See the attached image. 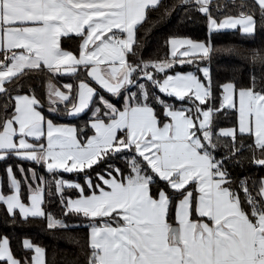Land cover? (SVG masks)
Instances as JSON below:
<instances>
[{"label": "snow or ice", "instance_id": "6c2138e0", "mask_svg": "<svg viewBox=\"0 0 264 264\" xmlns=\"http://www.w3.org/2000/svg\"><path fill=\"white\" fill-rule=\"evenodd\" d=\"M160 4L0 0V161L21 162L0 176V205L13 224L87 227L83 264H264V176L229 170L242 157L264 169V71L214 88L209 67H201L215 51L211 36L169 37L164 56L144 60L137 32ZM171 7L199 12L210 34L264 28V0ZM72 34L81 40L75 52L61 46ZM250 55L264 66V49ZM186 65L194 71H176ZM34 71L49 75L48 111L90 113L84 126L54 122L34 92L23 94L19 82ZM57 75L78 83L58 87ZM229 111L232 125L220 127ZM72 173L83 183L64 178ZM71 217L87 224L73 226ZM20 248L0 233V264H46L45 248L27 238Z\"/></svg>", "mask_w": 264, "mask_h": 264}, {"label": "trees", "instance_id": "16d2710c", "mask_svg": "<svg viewBox=\"0 0 264 264\" xmlns=\"http://www.w3.org/2000/svg\"><path fill=\"white\" fill-rule=\"evenodd\" d=\"M237 4L241 0H235ZM215 3L223 6L227 0H215ZM178 4V0H161L160 7L149 13L147 21L139 28L137 32V40L140 47L135 49L139 56L144 60L152 61L159 59L168 52L165 42L172 36L190 37L194 40L206 41L211 36V42L214 46V53L209 61L201 65H208L213 87L221 85L225 82L236 80L238 82H247L251 71H255L257 76L264 71V66L258 62H254L251 53L264 49V28H258L254 35H245L240 30H222L217 33H209L207 21L199 12L190 11L187 8L176 7L172 5ZM236 9L229 7V12H235ZM80 45V38L70 35L61 38V46L65 49L76 51ZM130 60L136 57L129 56ZM192 70V65H186L183 69ZM83 77V73L80 74ZM49 75L45 71L30 72L28 77L22 79L19 83L23 85L22 92L35 95L44 104L43 112L45 116L54 119L56 122L73 123L78 127L85 125L89 119L90 113L82 117L71 118L65 117L63 112L54 116L47 108L46 86ZM53 83L58 87L64 84L78 83V79L73 76H55L52 78ZM95 86V85H94ZM159 94V93H158ZM108 95V94H106ZM4 97L0 96V104L4 103ZM119 106L117 98H112ZM171 102H175L174 100ZM233 115L229 111L226 115L219 117L220 127H229L233 122ZM90 131L89 129H85ZM221 154L224 149L220 150ZM248 153H245V157ZM15 166L20 161L15 159L4 162L0 161V176L3 175L4 169L8 164ZM117 166H122V162L116 161ZM25 168H35L37 172H44V169L28 162H23ZM99 171V169H96ZM229 170L237 178L244 176L249 179L264 176V169L256 167L249 163L245 158H241L239 164H230ZM47 175V173H45ZM65 179L79 181L83 183V174H63ZM52 210L59 214L58 206L53 205ZM69 223L73 226L76 224H87L86 221L77 217H71ZM89 229L87 227L74 228L73 231L49 230L43 219H31L27 223L13 224L8 219V214L4 210V206L0 205V233L10 235L14 249L18 252L22 251L20 243L27 238L35 244L45 248L46 264H68L69 260H77L83 264L85 255L87 254V239ZM30 255L32 253H25Z\"/></svg>", "mask_w": 264, "mask_h": 264}, {"label": "crops", "instance_id": "0c3cea01", "mask_svg": "<svg viewBox=\"0 0 264 264\" xmlns=\"http://www.w3.org/2000/svg\"><path fill=\"white\" fill-rule=\"evenodd\" d=\"M239 30V29H238ZM241 31V30H240ZM242 32V31H241ZM72 35H74V34H72ZM184 37H186V36H184ZM187 38H190V37H187ZM192 39V38H191ZM194 40V39H193ZM196 41H202V40H196ZM80 43H81V40H80ZM65 49V48H64ZM66 50H69V49H66ZM209 67V66H208ZM178 71H183V72H190V71H192V70H178ZM68 84V83H67ZM133 90H135V89H133ZM23 94H26V93H23ZM113 102H115L114 100H113ZM47 117V116H46ZM47 118H50V117H47ZM51 119V118H50ZM54 122H56V121H54ZM56 123H60V124H70V125H74V126H76V124H73V123H65V122H56ZM78 127V126H77ZM88 134L89 135H91V131H89L88 132ZM67 180H69V179H67Z\"/></svg>", "mask_w": 264, "mask_h": 264}, {"label": "rangeland", "instance_id": "374dc122", "mask_svg": "<svg viewBox=\"0 0 264 264\" xmlns=\"http://www.w3.org/2000/svg\"><path fill=\"white\" fill-rule=\"evenodd\" d=\"M203 66H207L208 67V65H206V64L205 65H201V67H203Z\"/></svg>", "mask_w": 264, "mask_h": 264}]
</instances>
